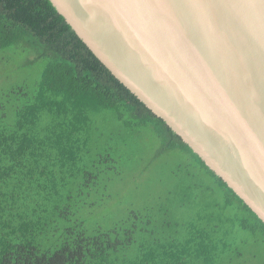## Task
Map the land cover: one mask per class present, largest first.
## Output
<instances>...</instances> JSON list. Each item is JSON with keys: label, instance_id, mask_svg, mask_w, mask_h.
Masks as SVG:
<instances>
[{"label": "trees", "instance_id": "1", "mask_svg": "<svg viewBox=\"0 0 264 264\" xmlns=\"http://www.w3.org/2000/svg\"><path fill=\"white\" fill-rule=\"evenodd\" d=\"M14 51L41 70L0 101V264H264V221L50 0H0V54ZM146 137L155 160L174 159L171 184L113 226H88L85 208L152 166Z\"/></svg>", "mask_w": 264, "mask_h": 264}, {"label": "water", "instance_id": "2", "mask_svg": "<svg viewBox=\"0 0 264 264\" xmlns=\"http://www.w3.org/2000/svg\"><path fill=\"white\" fill-rule=\"evenodd\" d=\"M264 221V0H50Z\"/></svg>", "mask_w": 264, "mask_h": 264}, {"label": "rangeland", "instance_id": "3", "mask_svg": "<svg viewBox=\"0 0 264 264\" xmlns=\"http://www.w3.org/2000/svg\"><path fill=\"white\" fill-rule=\"evenodd\" d=\"M40 70L41 65L30 61L28 55L23 52L0 54V101L3 100L2 93L12 87L33 84L40 75ZM145 142L147 153L144 166L153 161L148 172L141 176L129 174L114 187L112 198L103 200L101 206L85 208L84 216L88 226L98 225L104 228L113 226L132 208L156 201L166 187L161 179L167 180L166 185L171 184L166 170L172 167L174 159L170 156H162L155 160L160 146L150 137H146Z\"/></svg>", "mask_w": 264, "mask_h": 264}]
</instances>
